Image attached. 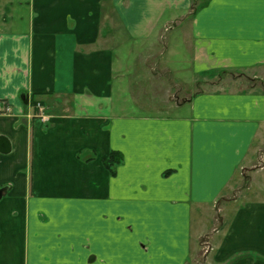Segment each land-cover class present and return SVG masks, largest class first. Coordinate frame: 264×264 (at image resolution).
<instances>
[{
    "label": "crops",
    "instance_id": "0c3cea01",
    "mask_svg": "<svg viewBox=\"0 0 264 264\" xmlns=\"http://www.w3.org/2000/svg\"><path fill=\"white\" fill-rule=\"evenodd\" d=\"M193 4L0 0V264L188 263L204 214L264 143L261 89L201 91L195 77L173 114L120 102L185 77L182 45L197 77L264 67V0ZM173 26L183 38L168 44ZM252 177L255 195L220 209L215 264H264V166Z\"/></svg>",
    "mask_w": 264,
    "mask_h": 264
},
{
    "label": "rangeland",
    "instance_id": "374dc122",
    "mask_svg": "<svg viewBox=\"0 0 264 264\" xmlns=\"http://www.w3.org/2000/svg\"><path fill=\"white\" fill-rule=\"evenodd\" d=\"M206 0H194L193 6L200 4ZM188 23V20H187ZM172 30H169L166 33V40L169 42H177L180 39L179 36L183 38V28H177L175 26L172 27ZM177 39V40H176ZM122 42V41H121ZM128 46L123 45L120 47V58H124V53H126ZM163 49L162 46L158 47ZM177 48V45L171 44V49ZM182 51L183 61L178 62V65L184 66L185 77L178 78L176 76H169L166 79V89L162 90L158 89L154 92H135V95L128 94H120V102L126 100L128 102L127 105L130 107L136 106L135 108L137 113H151V114H173L177 109V104L183 103L187 100V91L190 89L197 90L195 85V77L199 79L198 89L206 90V89H231V90H239V89H250L256 88L264 90V67H257L254 69L241 70V69H229L225 71H219L218 74H200L194 76V74L190 75L187 67L186 56L188 54L187 48L185 45H182L180 49ZM156 53V52H155ZM187 53V54H186ZM123 57V58H122ZM152 63H149V65ZM171 64V63H169ZM147 68V65H144ZM217 71V70H215ZM215 71L213 73H215ZM154 80V79H153ZM147 84H149L150 78L148 77L146 80ZM163 83V82H162ZM180 86L182 89H179ZM141 103V105H138ZM254 164L253 167L245 169L242 175H238V182L234 187L229 188L223 196L217 201L216 206L209 209L208 214H204L207 221L208 229L210 230L209 234H205L201 236L196 241V247L193 249V252L189 258L187 264H215L214 259V250L212 248L213 238L212 234L215 231H218L225 224V220L228 217V213L221 211L220 209L223 207H228L226 201L239 199L240 197H252L255 195V181L252 177L253 170L258 168H262L264 166V143L263 145L255 151L253 154ZM264 178H260V181H263ZM248 186V187H247ZM226 213V214H225ZM215 238V237H214Z\"/></svg>",
    "mask_w": 264,
    "mask_h": 264
},
{
    "label": "trees",
    "instance_id": "16d2710c",
    "mask_svg": "<svg viewBox=\"0 0 264 264\" xmlns=\"http://www.w3.org/2000/svg\"><path fill=\"white\" fill-rule=\"evenodd\" d=\"M204 3L205 1L200 4L195 5L191 15L193 16V14L198 10V8H200ZM122 160H123V155L121 152L112 151L108 157L104 158L103 162L106 165V167L110 169L112 173H115V167L119 163H121Z\"/></svg>",
    "mask_w": 264,
    "mask_h": 264
},
{
    "label": "built area",
    "instance_id": "2783aa9c",
    "mask_svg": "<svg viewBox=\"0 0 264 264\" xmlns=\"http://www.w3.org/2000/svg\"><path fill=\"white\" fill-rule=\"evenodd\" d=\"M37 108H38V111H39V114L42 112V107H41V105H38L37 106ZM11 110V108H10V106L9 105H7V104H1V102H0V112L1 111H10Z\"/></svg>",
    "mask_w": 264,
    "mask_h": 264
},
{
    "label": "water",
    "instance_id": "95a60500",
    "mask_svg": "<svg viewBox=\"0 0 264 264\" xmlns=\"http://www.w3.org/2000/svg\"><path fill=\"white\" fill-rule=\"evenodd\" d=\"M23 99H25V96H23ZM4 191H5L4 189L3 190H0V198L2 197Z\"/></svg>",
    "mask_w": 264,
    "mask_h": 264
}]
</instances>
